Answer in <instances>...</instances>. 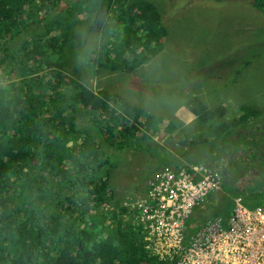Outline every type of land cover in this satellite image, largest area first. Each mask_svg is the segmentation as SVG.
Masks as SVG:
<instances>
[{
    "label": "trees",
    "instance_id": "trees-1",
    "mask_svg": "<svg viewBox=\"0 0 264 264\" xmlns=\"http://www.w3.org/2000/svg\"><path fill=\"white\" fill-rule=\"evenodd\" d=\"M254 1L264 14V0ZM85 22L101 46L80 54L90 57L86 66L67 69L64 49ZM161 27L158 10L144 0H0L8 82L0 84V264H165L133 223L108 208L118 207L109 179L117 158L110 155L129 149L133 163L161 166L165 149L149 133L160 127L120 93L95 92L84 81L104 70L134 71L150 57ZM122 36L123 45L115 39ZM139 47L146 51L136 54ZM200 108L185 110L194 119L212 112ZM250 171L235 167L237 189L259 182ZM219 172L221 196L228 181L221 166Z\"/></svg>",
    "mask_w": 264,
    "mask_h": 264
},
{
    "label": "rangeland",
    "instance_id": "rangeland-1",
    "mask_svg": "<svg viewBox=\"0 0 264 264\" xmlns=\"http://www.w3.org/2000/svg\"><path fill=\"white\" fill-rule=\"evenodd\" d=\"M144 1L154 5L162 20L158 33L161 38L149 47L151 55L146 59L148 61L141 59L138 62L140 65L134 66L135 70L130 73L104 70L95 76L89 75L87 81L84 80L86 84L95 92L108 89L120 93L127 103L146 109L147 116L153 115V125L162 127V132H154L153 129L149 132L158 143L169 139V133H174L170 129L186 122L189 118L186 107L196 114L194 109L201 111V104L211 105L208 109L212 112L206 115L202 111V118L193 119L185 129L193 126L201 129L206 123L218 126L221 120L225 124L231 123L232 114L237 111L235 115H238L239 121L249 117L248 124L236 133L241 135L240 139L249 137V129L255 135L264 133L260 127L264 125V14L255 7V1ZM84 25L87 26L85 31L76 28L73 45L64 49L67 69H73L74 64L79 65V62L86 66L90 57L82 59L80 54L101 46L99 32L90 31L86 22ZM115 39L123 45L124 36ZM258 39L260 43H257ZM144 49L139 47L136 54H143ZM5 65L6 61L0 63V84L4 85L8 84ZM90 70L88 67V72ZM72 91L73 87L68 89L69 93ZM223 104L228 107L226 112L217 111V105ZM250 108L259 113L254 121L247 114ZM169 123L174 124L170 126ZM252 124L255 126L252 127ZM213 132L216 130L208 135L213 138L212 153L223 154L237 148V143L229 142L225 134ZM198 144L199 141L190 147L195 149ZM171 145V142L165 144L167 147ZM208 145V141L203 144L206 148ZM130 153L127 150L121 156L110 155L117 158L110 173L116 200L120 204L126 194H136L144 188L154 171L153 164L149 167L146 163H133L138 158H133ZM246 157L251 158L250 155ZM256 170L261 179L245 190L237 189L236 180L226 177L228 182H225L221 196L218 192L211 194L195 224L215 218L228 220L233 213L232 199L235 196L243 197L246 204H252L251 208L258 200L264 199V163Z\"/></svg>",
    "mask_w": 264,
    "mask_h": 264
},
{
    "label": "built area",
    "instance_id": "built-area-1",
    "mask_svg": "<svg viewBox=\"0 0 264 264\" xmlns=\"http://www.w3.org/2000/svg\"><path fill=\"white\" fill-rule=\"evenodd\" d=\"M219 181L197 166L150 180L153 190L133 205L149 230L148 247L172 264H264V201L256 210L238 197L228 220H206L188 230L194 208L220 188Z\"/></svg>",
    "mask_w": 264,
    "mask_h": 264
},
{
    "label": "clouds",
    "instance_id": "clouds-1",
    "mask_svg": "<svg viewBox=\"0 0 264 264\" xmlns=\"http://www.w3.org/2000/svg\"><path fill=\"white\" fill-rule=\"evenodd\" d=\"M251 109H253V108H250V110ZM218 110L221 111L222 113L225 112L222 110V106H217V111ZM235 114H238V112L237 111L233 112L232 122L228 123L227 125H229L231 127L236 126V127L244 128L249 122V117L239 121L238 115H235ZM233 115H235V116H233ZM263 116H264V114H263ZM252 121H254V120H252ZM238 122H240V123H238ZM172 124H174V123H169L170 126H173ZM254 126L255 125L252 124V127H254ZM193 127H189L188 129H185L183 127V125L182 126L177 125L176 127H173L172 129H170L171 131H174V133H169V139L167 141H164V142H161L158 140L159 143L150 134L152 139L156 143H158L161 147H163L165 149L163 164L159 167H155V164H153L154 165V172L152 173V176L148 179L147 184L145 185L144 188L139 190L136 194H126L125 198L123 199L122 204H120L116 200V196H114V199L116 200L118 207H115V206L108 207L110 211L116 212L118 214L119 219L122 220L123 222L133 223L135 225V230H138L140 232V234L143 238V241L145 243L146 249L152 252V254H151L152 256L157 257L160 261L164 262L165 264H172V262L169 260L163 259L160 255L156 254L154 251H152L148 247L149 242L147 240V237L149 236V230L146 228V223L140 221L141 217L139 218L138 214L133 209V205H134V203L138 197L146 196L149 191L153 190V187L150 186L149 181L154 179V178H159V177L164 176V175H179V173L183 170H185L188 173H192L193 168L197 166L202 172L208 173L209 171H212L214 174L217 175V177H219L220 188L213 191L211 193V194H213L215 192H219L223 186V183H224V181L222 180V175L219 172L220 166L223 168V174H225L226 177H229L228 167L227 168L225 167V155L227 156L228 155L227 153H223V154L212 153L214 156H216V159L212 162H209V163L204 162L202 159V156L200 157V159H198L197 161H195L193 163H183V164L178 163L177 154L184 150L183 148L186 144L194 145V143H198V141H199V143L201 142L200 137H194V138H192V140L187 139L186 135L192 134ZM250 127L251 126L249 125V128ZM260 127L262 129H264V125H261ZM161 129H162V127H160L157 132L158 133H159V131L162 132ZM190 129H191V131H189ZM198 130H200V129H198ZM247 132L251 133L248 135L249 136L248 138H241L240 144H239V142L235 141L237 143V148L235 149L237 156L242 157V159H245V157H243V155L249 154L253 158H263L264 159V133L262 132V133H259L258 135H255V133L252 132L251 129L247 130ZM207 134L209 135V133H207ZM208 135H206L204 140L209 142V145L206 149L207 150L209 149L211 151V144H212L213 138H212V135L211 136H208ZM169 142H171L172 145L168 146V147L165 146V144H168ZM188 142H190V144ZM206 149H205V151H206ZM245 149L247 151H245ZM127 150L130 151L129 149H125V151L122 153L123 154L126 153ZM118 153L120 155H122V153H120V152H118ZM130 154L133 155L132 153H130ZM254 161L255 162H262V161H256L255 159H254ZM237 165H239V166H246L247 165V166H249L251 173L254 172L256 174H259L258 170H256V167H259L261 165V163H237ZM111 176H112V174L110 173L109 174L110 184L113 187V190H114L113 194L115 195L116 191H115L113 183L111 181ZM211 194L209 195V197L211 196ZM209 197L203 203L196 206L193 210L192 215L189 217V219H188V226H189L188 230L190 232L193 233L197 230L198 224H195L196 220L200 217L203 210L205 209V206L208 203ZM238 197H241V196H238ZM238 197H236V198H238ZM241 198L243 199L246 207H249L248 204H246L245 199L243 197H241ZM235 199H234V201H235ZM263 201H264V199L258 200V202H262V203H263Z\"/></svg>",
    "mask_w": 264,
    "mask_h": 264
},
{
    "label": "crops",
    "instance_id": "crops-1",
    "mask_svg": "<svg viewBox=\"0 0 264 264\" xmlns=\"http://www.w3.org/2000/svg\"><path fill=\"white\" fill-rule=\"evenodd\" d=\"M211 105H207L206 107L208 108ZM218 106V105H217ZM228 109V107H226L225 104H223L222 106V110L226 112V110ZM209 110V109H208ZM255 114H251V118L252 120H254L255 118ZM194 119V117H190L186 119V122H191ZM184 123L182 122L180 124V126H182ZM242 128L240 127H236V126H229L227 124H225L222 120L220 121V125L215 126L212 123H206L205 126H203L200 130H198L197 128H195V126L193 127V132L191 135H186L188 140H192V138L194 137H200L201 142L200 144H198V146L195 149H192L190 147V145L186 144L184 146V150L182 152H179L177 154V161L180 164L183 163H193L195 161H197L201 156L204 162L209 163L212 162L216 159V156H214L212 154V151H210L209 149L205 151L206 146H203V144L205 143L204 138L206 137V135H208L207 133H211L213 130H216V132L213 133H221V134H225L227 140L230 141H237L240 142V134H236L238 131H240ZM245 151H247L245 149ZM228 155H225V163H234L232 167L228 168V174L229 177L234 179V180H238L239 177L237 176V173H234V169L235 167H237V163H264V162H255L254 158H250V157H246L247 155H244L245 159H242V157H238L236 155V151L231 150L228 151L227 153ZM211 159V160H210ZM243 167V166H242ZM245 168V166H244ZM251 172H249L250 174Z\"/></svg>",
    "mask_w": 264,
    "mask_h": 264
},
{
    "label": "bare ground",
    "instance_id": "bare-ground-1",
    "mask_svg": "<svg viewBox=\"0 0 264 264\" xmlns=\"http://www.w3.org/2000/svg\"><path fill=\"white\" fill-rule=\"evenodd\" d=\"M220 19V18H219ZM200 32V31H199ZM198 32V33H199ZM246 38V37H245ZM160 146V145H159ZM211 160V159H210ZM250 207V206H249ZM259 208H263V203L262 202H256L255 204H254V207H253V209H259Z\"/></svg>",
    "mask_w": 264,
    "mask_h": 264
}]
</instances>
